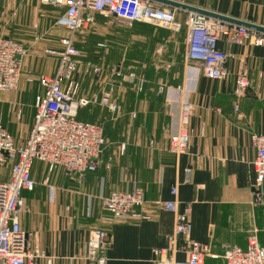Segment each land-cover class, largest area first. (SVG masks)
Here are the masks:
<instances>
[{
	"label": "crops",
	"instance_id": "obj_1",
	"mask_svg": "<svg viewBox=\"0 0 264 264\" xmlns=\"http://www.w3.org/2000/svg\"><path fill=\"white\" fill-rule=\"evenodd\" d=\"M170 1L264 27V0ZM185 12L177 9L176 18L183 20ZM61 13L39 0H0V36L29 50H59V38L67 35L55 26ZM115 22L94 14V23L75 37V46L83 53L82 62L102 70L95 79L80 78L82 95L113 89L118 111L111 115L103 110L112 121L119 119L111 127L116 130L118 152L125 144V153L116 159L107 155L103 160L102 155L98 171L82 178L64 170L49 173L44 164L33 163L34 188L22 193L27 210L21 217V229L32 248L42 251L51 264H86L83 251L89 233L101 229L110 236L107 264H153V250L169 248L166 238L174 226L173 213L154 204L174 200L170 194L174 185L178 211L190 205L191 240L209 245L204 264H225V248L245 249L253 229L264 246V206L252 205L255 150L250 139L252 134H264V48L219 41L218 49L228 56V75L211 80L202 75L200 63L185 57V27L174 33L148 24L126 27ZM55 68L53 56H28L20 90L0 93V124L15 144L28 137L34 99L42 92L26 78L52 76ZM113 68L141 78L142 91L112 77ZM240 72L246 74L250 88L236 97L233 90ZM181 99L191 107L190 141L187 152L176 157L168 151V139L177 132ZM75 108L72 104L71 112L81 121L98 118L85 112L78 116L84 108ZM8 179L9 169H0V181ZM132 190H139L147 202L135 211L150 213L151 219L113 220L101 199L113 191ZM175 258L182 260L183 255ZM33 264L46 260L38 258Z\"/></svg>",
	"mask_w": 264,
	"mask_h": 264
},
{
	"label": "built area",
	"instance_id": "obj_2",
	"mask_svg": "<svg viewBox=\"0 0 264 264\" xmlns=\"http://www.w3.org/2000/svg\"><path fill=\"white\" fill-rule=\"evenodd\" d=\"M39 1L44 6L62 10L55 26L65 30L67 35L59 38V50H29L16 41L0 36V93L17 90L26 57L41 58L46 55L56 60L52 76L26 78L27 83L36 82L42 90L34 99L33 125L26 140L15 144L12 135L0 124V169H9L8 181H0V264H33L38 258L51 264V259L46 258L42 251L32 248L29 235L21 229V217L27 210L22 193L34 188L30 173L34 162L44 164L49 173L64 170L80 178L99 169L105 148L103 125L81 121L71 112L72 104H76L75 109L78 110L93 103L111 115L118 111L117 100L113 98L110 86L93 98L81 94L80 77L102 75L99 66L82 62L81 52L75 46V34L94 23V14L105 19L113 17L118 24L126 27L141 23L174 33L185 27V57L200 63L202 75L211 80L220 81L228 75V56L218 49L219 41L225 40L237 46L249 43L264 48L263 32L191 11H186L183 20H178V8L152 0ZM98 47L104 48V45L99 44ZM111 72L112 77L133 86L137 92L142 91L144 81L134 73L124 75L119 68H113ZM249 88L246 74L240 72L233 94L241 97ZM178 104L177 132L168 139V151L176 157L187 152L191 116L189 103L181 99ZM235 111L238 110L235 108ZM250 139L255 150L252 205L264 206V134H252ZM125 150L126 145L121 144L120 156L124 155ZM170 194L174 200L154 204L173 213L174 226L166 238L169 248L153 250V264H204L210 248L207 243L191 240L190 205L179 212L175 201L177 185L170 189ZM101 204L113 220L151 219L150 213L135 211L147 205L139 190L110 192L101 199ZM109 246L108 232L92 229L84 246V262L107 264ZM168 250L170 256H167ZM177 253L183 255L182 260L175 258ZM222 258L225 264H264V246L258 242L257 230L253 229L247 237L245 249L236 245L227 247Z\"/></svg>",
	"mask_w": 264,
	"mask_h": 264
},
{
	"label": "rangeland",
	"instance_id": "obj_3",
	"mask_svg": "<svg viewBox=\"0 0 264 264\" xmlns=\"http://www.w3.org/2000/svg\"><path fill=\"white\" fill-rule=\"evenodd\" d=\"M116 26H120V24L118 25L117 22H115ZM141 25H147V24H141ZM150 26V25H149ZM155 28V27H154ZM65 31V30H64ZM80 31H78L76 34H75V37L78 36ZM82 56H83V53H81ZM82 60H84V56L82 58ZM92 60H94L92 58ZM85 61V60H84ZM93 77L92 79H95L94 76H91ZM91 77H88V78H91ZM82 78V77H80ZM18 90H20V87L17 88V90L15 91H12V92H9V93H13V92H17ZM91 89H89L88 91H90ZM91 92L93 93L94 90H91ZM81 94H82V90H81ZM98 94V93H97ZM97 94H91L89 93V95L87 96L88 98H93L95 97ZM85 96V95H84ZM31 113L32 115V109L31 108H27ZM81 112H85L86 114H92V115H96L98 118L94 119L93 122H97V123H100L104 126V133H105V148H104V151H103V160L105 159V156H110L112 159H116L118 157H122L120 156L119 152H118V147L115 143V141L117 140V136H116V130L114 128H112V124L113 123H116L118 120H116L115 122L111 120V115L109 113H107L105 110H103V108H101L99 105L93 103V104H90L89 106H87L86 108L84 109H81L78 113V116ZM27 123L25 122V125ZM30 124L27 125V129H30ZM17 136H20V133H17ZM121 137V136H120ZM101 158V159H102Z\"/></svg>",
	"mask_w": 264,
	"mask_h": 264
},
{
	"label": "water",
	"instance_id": "obj_4",
	"mask_svg": "<svg viewBox=\"0 0 264 264\" xmlns=\"http://www.w3.org/2000/svg\"><path fill=\"white\" fill-rule=\"evenodd\" d=\"M152 1L159 2V3L165 4V5L174 7V8L182 9V10H185V11H191V12H196V13L208 15V16H211V17H215V18H218V19H221V20H224V21H228V22H232V23H235V24H238V25H242V26H245L247 28L253 29L255 31H259V32H263L264 33V27H262V26H258V25L251 24V23H248V22H243V21H240V20H236V19H233V18H229V17H226V16L215 14V13H212V12H209V11H205V10H202V9H199V8L191 7V6L179 3V2H174V1H170V0H152Z\"/></svg>",
	"mask_w": 264,
	"mask_h": 264
}]
</instances>
